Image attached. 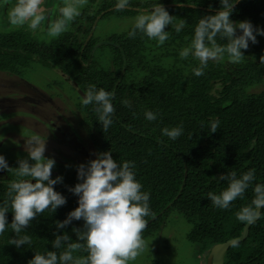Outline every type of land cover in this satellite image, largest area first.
<instances>
[{
	"label": "trees",
	"instance_id": "obj_1",
	"mask_svg": "<svg viewBox=\"0 0 264 264\" xmlns=\"http://www.w3.org/2000/svg\"><path fill=\"white\" fill-rule=\"evenodd\" d=\"M157 3L173 16L172 23L164 29L169 34L164 44L191 43L199 20L222 10L219 0H179V6L176 0H161L148 3L146 8ZM107 6L93 17L82 18L85 26L74 20V30L49 43L37 42L24 32L1 33L0 72L19 76L23 73L21 68L37 63L61 73L81 96L90 86L113 92V123L106 132L101 130L95 105L77 106L86 138L95 154L111 151L118 163L130 161L135 165L142 191L150 194L151 214L145 217L143 240L164 229L167 218L175 213L191 226L186 239L197 246V253L206 264L215 245L240 236L246 223L238 221L236 214L251 205L255 184H264V65L259 61L264 55V37L257 36V43H249L248 49L242 50L245 57L241 62H208L204 74L195 76L193 69L198 63L184 61L183 65L189 66L187 71L158 69L147 62L148 55L144 54L150 41L146 36L116 34L100 45L111 55L110 67L105 71L94 62L96 42L89 24L103 18L106 10L113 7ZM133 8L112 12L134 13L141 7ZM229 19L233 23L247 20L264 29V0H236ZM181 21L184 26L177 33L175 27ZM227 42L216 37L217 45L225 46ZM137 69L146 72L139 81L131 79ZM251 87L261 89L249 92ZM147 111L155 113L157 119L146 120ZM215 121H219L217 131L209 133L210 122ZM177 126L183 127V133L175 141L162 134L163 129ZM249 170L255 179L244 196L228 209L215 207L209 195L219 194L228 184L218 178L233 172L239 177ZM18 179L30 178L17 177L15 168L0 174V202L7 200L9 183ZM76 183L75 169L54 186L66 203L52 214L46 211L37 216L19 234L29 236L30 244L19 248L10 245V239L18 236L6 227L0 234V264H28L34 254L47 251L59 255L67 245L53 249L55 235L67 234L70 242H77L74 230L81 229L83 221L73 220L63 229L55 227L56 221H63L78 206L77 197L67 190ZM261 213L247 238L228 249L224 264H264V209ZM6 216L10 223L11 212ZM73 255L83 257L87 253L82 247Z\"/></svg>",
	"mask_w": 264,
	"mask_h": 264
},
{
	"label": "clouds",
	"instance_id": "obj_2",
	"mask_svg": "<svg viewBox=\"0 0 264 264\" xmlns=\"http://www.w3.org/2000/svg\"><path fill=\"white\" fill-rule=\"evenodd\" d=\"M87 0H79L83 6ZM179 6V0H176ZM236 0H219L222 10L214 15L200 19L194 29L190 46L179 52L180 58L191 56L199 62L193 69L195 76H202L208 62L223 59L227 56L229 63H239L245 57L242 50H247L249 43H257V36L264 37V29L254 27L245 20L233 23L229 17ZM130 0H116L115 11L125 10ZM45 0H15L7 12L8 23L14 27L27 26L35 31L46 20ZM135 17L130 38L141 33L149 40H155L157 46L163 45L169 38L165 27L172 23L168 11L159 3L148 9H140ZM60 18L51 24L48 35L59 36L63 33L74 17L79 15L78 7L65 5L59 9ZM184 26L181 21L175 27L179 33ZM239 30V34H237ZM227 40L225 46L217 45L216 37ZM210 45V46H209ZM260 65H264V55L259 57ZM113 92L90 86L81 96L83 106L95 105L101 130L106 132L112 125ZM126 105L127 101H123ZM145 119L154 121L157 115L145 112ZM2 124V123H0ZM219 121L210 122L209 133H215ZM183 133V127L165 128L162 134L175 141ZM5 137L0 135V142ZM51 142V141H50ZM28 151L26 159H19L15 167V175L19 178L8 185L7 200L0 202V234L10 227L18 238L10 239L9 244L17 248L31 243L27 235L20 236L37 216L44 212L53 213L66 203V198L54 190L56 184L62 183V177L52 178L55 166L53 158L45 157V138L31 136L26 142ZM31 161V163L29 162ZM9 167L4 155L0 154V170L8 171ZM135 165L130 161L118 163L112 158L111 151L97 152L95 158L76 166L78 183L67 190L77 197V207L68 213L63 221H56V229H63L73 220L83 221L82 228L74 230L76 241L70 242L67 234L55 235L51 242L53 249H66L59 255L56 251L45 254H34L28 264H130L143 252L145 241L141 233L147 225L150 211V194L142 191L141 183L136 179ZM221 181H228L226 189L219 194H210L208 199L219 209H228L231 203L242 198L255 179L254 172L249 170L239 177L236 173L221 175ZM254 198L250 206H245L236 214V219L253 224L261 218L264 209V184H255L252 189ZM9 209L11 211H9ZM11 212L12 219L8 222L6 213ZM83 242V246L80 242ZM229 245L236 247L237 239L230 240ZM86 256L76 257L73 253L82 249Z\"/></svg>",
	"mask_w": 264,
	"mask_h": 264
},
{
	"label": "rangeland",
	"instance_id": "obj_3",
	"mask_svg": "<svg viewBox=\"0 0 264 264\" xmlns=\"http://www.w3.org/2000/svg\"><path fill=\"white\" fill-rule=\"evenodd\" d=\"M155 1L161 0H130L128 7L147 9V4ZM14 2L15 0H0V34L24 32L37 42L43 43L52 42L69 30H74L72 27L74 20L85 26V20L82 18L93 17L102 7L113 5L105 14L103 12V18L96 19L92 25L89 24L93 29L92 39L96 42L93 49L94 62L97 63L98 69L105 71L110 67L111 55L106 47L100 46L101 43L112 35L126 34L132 27L135 17L140 14L139 11L121 15L113 13L116 0H87L83 6L79 5V0H45L46 20L37 30L32 31L26 25L14 27L8 23L7 12ZM65 5L77 6L79 15L69 22L63 33L51 37L48 35L49 28L60 18L59 9ZM190 44L184 41L166 43L160 47L155 40H150L144 54L148 55L147 62L158 69L187 71L189 66L183 65L184 61L199 64L191 56L183 60L179 56V52ZM225 60H228L227 56L209 62L222 64ZM21 71L23 73L19 76L0 72V123H2L0 135L5 137L4 141L0 142V154L4 155L9 167L14 169L19 159L27 158L28 147L24 142L28 138L38 135L48 141L51 140L58 148L68 150L65 153L60 149H52L51 153H45V157L55 160L52 178L61 176L63 179L64 175L75 170L77 165L95 158V151L81 127L83 116L77 109L81 95L76 87L67 82L56 70H49L33 63L21 68ZM136 72L137 75H133L131 79L137 81L146 73L138 69ZM25 89L29 92L27 93ZM260 89L251 87L248 91L258 92ZM0 174L3 173L0 171ZM190 229V225L172 213L167 218L164 229L144 239L143 252L130 264H205L197 253V246L186 239Z\"/></svg>",
	"mask_w": 264,
	"mask_h": 264
},
{
	"label": "water",
	"instance_id": "obj_4",
	"mask_svg": "<svg viewBox=\"0 0 264 264\" xmlns=\"http://www.w3.org/2000/svg\"><path fill=\"white\" fill-rule=\"evenodd\" d=\"M25 91L28 92L27 90H25ZM45 143H46V150H45L46 153H51L52 152V150L49 149L50 146H52V149H60L61 151L65 152V153L68 152V150H66L65 148H60V147L58 148V146H56V144H54L53 142L45 141ZM2 173H3V171H2ZM253 224H247L246 223V225L244 226L240 236L238 238H235V239H237L239 241V243H242L247 238L248 233H249V229H250V227ZM229 241L221 243V244H218V245H215L210 250V252H209V254L207 256L206 264H224L225 254L228 251V249L231 247L229 245V243H228Z\"/></svg>",
	"mask_w": 264,
	"mask_h": 264
},
{
	"label": "flooded vegetation",
	"instance_id": "obj_5",
	"mask_svg": "<svg viewBox=\"0 0 264 264\" xmlns=\"http://www.w3.org/2000/svg\"><path fill=\"white\" fill-rule=\"evenodd\" d=\"M25 90H26V89H25ZM27 91H28V90H27ZM28 92H29V91H28ZM28 92H27V93H28ZM45 141H48V140H46V139H45ZM50 141H51V140H50ZM51 142H53V141H51ZM53 143H54V142H53ZM60 148H61V147H60ZM49 149H51V150H52V146H50V148H49ZM56 150H57V149H56ZM66 150H67V149H66ZM45 153H46V152H45ZM45 153H44V155H46Z\"/></svg>",
	"mask_w": 264,
	"mask_h": 264
}]
</instances>
